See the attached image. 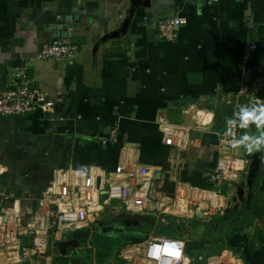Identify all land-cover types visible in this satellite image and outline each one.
Returning <instances> with one entry per match:
<instances>
[{
  "label": "crops",
  "instance_id": "crops-1",
  "mask_svg": "<svg viewBox=\"0 0 264 264\" xmlns=\"http://www.w3.org/2000/svg\"><path fill=\"white\" fill-rule=\"evenodd\" d=\"M197 2L0 0V84L26 64L29 83L53 101L49 111L0 115V188L19 197L25 218L56 170L111 171L123 143L150 170L157 190L171 192L177 180L205 186V172L216 165L218 134L233 110L228 101L248 103L252 97L237 94L244 89L264 102V0H202V15ZM74 8L79 21L67 36L59 18ZM170 13L186 18L174 41L156 34L157 21ZM52 41L76 42L80 51L60 62L35 59L40 45ZM249 43L256 47L245 55ZM163 119L190 127L183 148L164 144ZM111 131L115 139H109ZM221 192L227 205L220 225L210 230L214 238L201 242L210 253L201 246L189 250L182 264H201L202 256L230 246L244 264H264V154L252 195L244 177ZM229 214L237 215L235 228L233 220L226 222ZM143 217L154 225L164 219ZM184 224L186 241L193 228ZM83 230L50 239L46 264L121 262L115 254L123 242L102 252L100 239L80 238ZM29 264L44 263L33 258Z\"/></svg>",
  "mask_w": 264,
  "mask_h": 264
},
{
  "label": "built area",
  "instance_id": "built-area-1",
  "mask_svg": "<svg viewBox=\"0 0 264 264\" xmlns=\"http://www.w3.org/2000/svg\"><path fill=\"white\" fill-rule=\"evenodd\" d=\"M185 23V17L167 14L157 21L156 34L174 41L177 28ZM255 47V43H249L244 54L248 55ZM79 51L80 45L76 42L52 41L40 45L35 59L60 62L75 57ZM26 66L14 68L11 82L0 84V115H24L35 108L51 109L53 101L45 100L41 91L29 83ZM237 94L253 97L244 89ZM228 103L233 105L229 116L232 117L238 105L232 100ZM196 123L204 124L198 119ZM158 125L165 145L177 149L184 147L189 126L174 125L164 119ZM225 131L224 123L216 143V165L205 172L203 187L177 180L171 192L157 190L150 170L135 160L132 146L123 143L117 164L111 171L101 170L96 176L91 170H56L50 183L35 199V207L27 218L19 197H10L0 188V264H29L33 258L46 264L45 253L50 239L72 230L91 228L119 213L157 215L172 222H212L222 215L227 205L221 200L224 196L221 188L234 185L247 174L248 158L240 153L241 149L231 147V138ZM115 137L116 132L111 131L109 139ZM3 169L0 164V174ZM8 196L10 203L4 204L3 199ZM185 246L184 239L150 233L142 241L124 242L115 254L121 262L110 264H182ZM203 259V264H244L241 254L229 248Z\"/></svg>",
  "mask_w": 264,
  "mask_h": 264
},
{
  "label": "water",
  "instance_id": "water-1",
  "mask_svg": "<svg viewBox=\"0 0 264 264\" xmlns=\"http://www.w3.org/2000/svg\"><path fill=\"white\" fill-rule=\"evenodd\" d=\"M76 14L78 13H77V10L74 8L72 9L68 17L59 18V21H63V23L67 26V28H69V33L67 34V36H70V29L72 28L73 24L79 21L78 16ZM65 25L63 27H65ZM61 36H65V35L63 34ZM262 157H263V154L261 153H254L248 157V168H247L245 182L249 187V196L252 195L253 193L252 190L255 185V180H256L258 169L261 164ZM235 217H237V215H235ZM143 219H144L143 216L119 213L115 217L106 219L105 223L100 222L92 229H84L82 231L83 237L91 234V239L95 241L96 237L99 236L100 243L96 246V248L102 252L104 248H107V246H109L108 245L109 243L107 244V241L105 243V240L113 239V240H120V241L123 240L125 242L126 241L139 242V241H142L147 236V232H142L143 229L141 226L143 225H141V220ZM178 222L179 221L172 222L167 219H162V221L159 222V225L164 223L166 227L170 228L173 223H178ZM209 223L212 225L211 228L215 230V228L220 225V218L218 217L215 221L208 222V224ZM121 245H118L116 247V250ZM85 252L86 254H88L87 253L88 250Z\"/></svg>",
  "mask_w": 264,
  "mask_h": 264
},
{
  "label": "clouds",
  "instance_id": "clouds-1",
  "mask_svg": "<svg viewBox=\"0 0 264 264\" xmlns=\"http://www.w3.org/2000/svg\"><path fill=\"white\" fill-rule=\"evenodd\" d=\"M203 3L196 4L197 15H202ZM214 118V117H213ZM225 135L230 137L233 149H243L247 154H264V102L252 97L248 103L238 106L232 117L225 119ZM254 126L255 132L251 129Z\"/></svg>",
  "mask_w": 264,
  "mask_h": 264
},
{
  "label": "trees",
  "instance_id": "trees-1",
  "mask_svg": "<svg viewBox=\"0 0 264 264\" xmlns=\"http://www.w3.org/2000/svg\"><path fill=\"white\" fill-rule=\"evenodd\" d=\"M143 220L146 221V218L143 219ZM232 220H233V226L235 228L237 226L236 217L235 216L232 217L229 214V218H227L226 222L229 223L231 221V223H232ZM193 222L198 223V224L193 226V227L191 226L192 228L195 229V231L194 232L192 231L193 234H191V239L190 240H186V246H185V251L186 252H188L190 249H192V250L199 249L200 245L203 243L202 239L204 240V239H206L209 236H213L212 232L210 231L211 230L210 226H206V223L197 222V221H191V223H193ZM179 223H177V224L174 223L175 224V229L177 230V232L172 233V228H173V225H172L171 228H166L165 229L166 230V232H165L166 234L165 235H170V236L186 239L185 237H186L189 229L184 227L181 230L182 226H180ZM156 225H159V224H156ZM193 225H194V223H193ZM206 227H208V228H206ZM162 233L163 232H159V233H156V234H162ZM196 241H197L198 244L193 243V242H196ZM230 247H232V246H230ZM231 249H233V248H231ZM203 258H205V256ZM203 260L204 259H202L201 264H203Z\"/></svg>",
  "mask_w": 264,
  "mask_h": 264
},
{
  "label": "rangeland",
  "instance_id": "rangeland-1",
  "mask_svg": "<svg viewBox=\"0 0 264 264\" xmlns=\"http://www.w3.org/2000/svg\"><path fill=\"white\" fill-rule=\"evenodd\" d=\"M113 202H116V201H113ZM179 223V222H178ZM193 223H194V225H193ZM193 223H191V222H188V224H189V226L191 227H193V226H195V225H197L198 223H195V222H193ZM175 224H177V223H175ZM175 224L173 223L172 225H173V228H172V233H175V232H177V230L175 229ZM141 225H143V226H141L142 227V229H143V231L142 232H148V230L149 229H153L154 230V233H159V232H163L162 234H166L165 232H166V226L164 225V224H161V225H154L153 223H151V222H149V221H145V220H141ZM154 225V226H153ZM179 225L180 226H182V228H181V230L185 227V224H184V222H182V221H180V223H179ZM186 228V227H185ZM141 229V230H142ZM211 229V228H210ZM140 230V229H139ZM192 231L194 232L195 231V229L193 228L192 229ZM211 231H212V229H211ZM192 232V233H193ZM82 238H84V240H85V237H83V236H81ZM96 239H100V237L99 236H97L96 237ZM207 239V238H206ZM106 241H107V244L109 243V244H115V243H117V242H119L120 240H105V243H106ZM202 241H203V239H202ZM120 242H125V241H120ZM202 245V244H201ZM200 245V246H201ZM201 248H203L204 249V253L205 254H208V253H210V250H209V247H202L201 246ZM190 251H192V249H190ZM186 253H188V252H186ZM187 255V254H186ZM202 257H204V256H202ZM203 259V258H202ZM184 261H185V259H184Z\"/></svg>",
  "mask_w": 264,
  "mask_h": 264
},
{
  "label": "flooded vegetation",
  "instance_id": "flooded-vegetation-1",
  "mask_svg": "<svg viewBox=\"0 0 264 264\" xmlns=\"http://www.w3.org/2000/svg\"><path fill=\"white\" fill-rule=\"evenodd\" d=\"M213 230V229H212ZM80 238H82V237H80ZM212 238H214L213 236H212Z\"/></svg>",
  "mask_w": 264,
  "mask_h": 264
}]
</instances>
